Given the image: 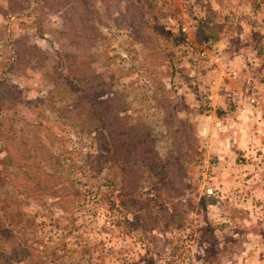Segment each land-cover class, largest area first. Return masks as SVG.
I'll use <instances>...</instances> for the list:
<instances>
[{"label":"rangeland","instance_id":"1","mask_svg":"<svg viewBox=\"0 0 264 264\" xmlns=\"http://www.w3.org/2000/svg\"><path fill=\"white\" fill-rule=\"evenodd\" d=\"M255 1L0 0V264H264ZM198 15L253 60L200 27L187 35L201 56L187 52L180 27ZM113 108L135 137H114ZM111 138L153 154L124 173Z\"/></svg>","mask_w":264,"mask_h":264},{"label":"trees","instance_id":"2","mask_svg":"<svg viewBox=\"0 0 264 264\" xmlns=\"http://www.w3.org/2000/svg\"><path fill=\"white\" fill-rule=\"evenodd\" d=\"M198 30L199 31L196 35L198 40L200 38H205V39L214 38L215 33L217 31L214 25H210V26L205 25ZM69 63L72 64L73 62L71 63V60H69ZM70 68H71V65H70ZM68 69H69V66H68ZM87 83L88 82L85 81V84H87ZM80 90L82 91V93H84L82 89H80ZM84 91H85V89H84ZM108 101H110V98L103 99L99 102V106H96L98 109L100 107L99 110H101L102 115H104V104ZM73 109H75V111L82 110V112H83L82 116L83 117L88 116L90 118V119L86 120L87 126L90 127V124H96V122L94 121V118H92V121H91V115L88 113L85 105L82 102H80V101L77 102V100H76V102L73 105ZM98 109H97V112L100 114V111H98ZM120 112L122 113L121 115L118 114ZM76 114L79 115L78 113H76ZM131 118L133 119L132 115L125 113L121 109L116 110L115 108H113L112 113H110V120H111V125H113L116 128V129H113L114 137L119 138V137L123 136L124 132L122 130H120L123 128L122 126H125L126 131L135 132L132 135L133 137H135L136 132L140 131V127H138L136 124H131V123L127 122V119L130 120ZM120 120H122V121H120ZM104 124H106V120L103 117L101 122H98V125L100 126V128L102 130H105ZM133 137H132V139H133ZM116 138H114V139L111 138L110 141L108 142L109 152L111 154L110 159H111L112 163H114V165H116V166L118 165L119 162H121L122 165L119 168L124 173H126V171H125L126 167L129 165V164H127V162L130 159H132L133 156L137 152H141V154L144 157L151 156V154H153L152 150L147 151V147L145 145H144V147L140 146V145L138 146L137 144L140 142L137 143L135 140H133V141H130L128 144H124V143L119 142V140ZM135 146L136 147L138 146V147L136 148ZM140 149H141V151H140ZM148 160H149V158H148ZM136 176H140V175L137 174ZM133 189L137 190L135 185L133 186ZM152 190H154V187H152V185H150L148 191H152ZM144 194H145V192H141V191L139 192V196L144 195Z\"/></svg>","mask_w":264,"mask_h":264},{"label":"crops","instance_id":"3","mask_svg":"<svg viewBox=\"0 0 264 264\" xmlns=\"http://www.w3.org/2000/svg\"><path fill=\"white\" fill-rule=\"evenodd\" d=\"M232 2H231V5L233 4V2L235 1V0H231ZM225 2H227V1H225ZM224 4V3H223ZM226 5V4H225ZM251 6H252V9L253 10H255L256 9V11H258V15H256V19L258 20V21H260V24H261V28H260V34L259 35H261L260 37L262 38V40H261V42H260V44L258 45V48L260 49H262V48H264V0H257V2L255 1L254 3H252L251 4ZM223 20V19H222ZM222 23H224V21H222V22H220V21H218V20H216V24H213L214 26H215V28H216V33H215V37H214V39L215 40H217L218 42L216 43V45L218 46V48L219 49H221L222 51L223 50H232V52H233V54L235 53V52H237L238 51V49L240 48V46L242 47V48H244V51H245V55H244V57L245 58H247V59H249L250 58V60H253V59H251L252 57H253V55H250V56H248L247 54H248V52H249V54H250V51L249 50H246L245 49V47H244V43L243 42H241V41H236L235 43H234V39H232V40H230L229 42L226 40V37L224 38V35H222V34H224V33H222V30H221V28L223 27V24ZM219 24H222V25H219ZM243 25V24H242ZM243 28L242 29H240V32H238L239 31V27H236V29L235 30H233L234 32H231V30H230V35L229 36H232V38L234 37V35H236V36H239V34L240 33H244V34H246V29L245 30H243L244 29V26H242ZM236 30H238V31H236ZM221 52V51H220ZM232 54V55H233ZM233 57H234V60H238V58H240L239 56L237 57L236 56V58H235V56L233 55ZM241 66H243V63L241 64ZM246 67H249L251 70H253L254 69V66H253V64L251 63V62H249L247 65H246ZM260 70L261 71H263V68H260ZM253 73V71H251L250 72V75ZM235 73L233 74V73H229L228 72V77H231V78H234L235 76ZM249 75V76H250ZM240 79V76H238V78H237V81ZM250 81L252 80V79H249ZM252 83H255V85H258L259 83H257V82H250V84H252ZM217 100H219V99H217ZM220 101V100H219Z\"/></svg>","mask_w":264,"mask_h":264},{"label":"built area","instance_id":"4","mask_svg":"<svg viewBox=\"0 0 264 264\" xmlns=\"http://www.w3.org/2000/svg\"><path fill=\"white\" fill-rule=\"evenodd\" d=\"M204 17L205 16H202V15H198V16H195V19L194 21H196V24L195 25H191L190 28L188 27H185V26H182L180 27V31H179V34L181 36L180 38V41L182 42L185 50L189 53H192V54H196V53H199L198 56H201L203 50H197L198 47H196L194 45V43L192 42V40L188 37V32L192 29H195V28H202L204 25H205V21H204ZM204 23V24H203ZM201 25V26H200ZM198 30V29H197ZM208 46L211 45L210 42H208L207 44ZM197 48V49H196ZM231 73L234 74V72L230 71ZM232 94L234 95L235 93L234 92H225V96L226 97H230L232 98ZM246 99L248 100L249 103L253 104V103H257V97L254 96L253 94L250 93V95H248L246 97ZM208 100V99H207ZM208 193H210V189L207 190Z\"/></svg>","mask_w":264,"mask_h":264}]
</instances>
